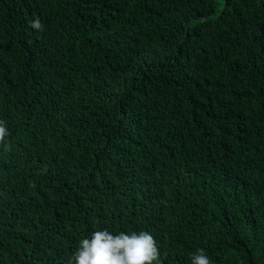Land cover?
I'll use <instances>...</instances> for the list:
<instances>
[{"label": "trees", "instance_id": "16d2710c", "mask_svg": "<svg viewBox=\"0 0 264 264\" xmlns=\"http://www.w3.org/2000/svg\"><path fill=\"white\" fill-rule=\"evenodd\" d=\"M0 121V264H264V0H0Z\"/></svg>", "mask_w": 264, "mask_h": 264}, {"label": "clouds", "instance_id": "9594fccd", "mask_svg": "<svg viewBox=\"0 0 264 264\" xmlns=\"http://www.w3.org/2000/svg\"><path fill=\"white\" fill-rule=\"evenodd\" d=\"M32 28L43 31L40 20H35ZM10 133L3 121H0V148L11 150L7 137ZM159 258L157 241L148 232L120 233L112 235L107 230L92 233L91 239H83L74 253L75 264H153ZM71 264V261L69 262ZM192 264H211L203 249L192 257Z\"/></svg>", "mask_w": 264, "mask_h": 264}]
</instances>
